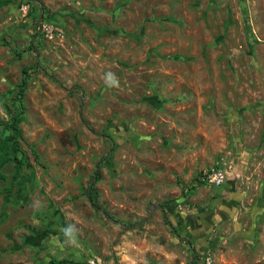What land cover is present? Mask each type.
I'll use <instances>...</instances> for the list:
<instances>
[{"label": "rangeland", "instance_id": "rangeland-1", "mask_svg": "<svg viewBox=\"0 0 264 264\" xmlns=\"http://www.w3.org/2000/svg\"><path fill=\"white\" fill-rule=\"evenodd\" d=\"M0 39V264H264V0H5Z\"/></svg>", "mask_w": 264, "mask_h": 264}, {"label": "trees", "instance_id": "trees-1", "mask_svg": "<svg viewBox=\"0 0 264 264\" xmlns=\"http://www.w3.org/2000/svg\"><path fill=\"white\" fill-rule=\"evenodd\" d=\"M4 1L5 0H0V5H2ZM32 12H33V10H32ZM34 36H36V35H34ZM6 44H8V42H6ZM31 49H33V46L32 45L29 47L28 50H31ZM22 55H23L22 52L19 53V56H22ZM30 70H32V67H25V68H23V70H22L23 76H22L21 83L19 85H17V88L19 89V92L17 93V96L16 97H17V100L19 102L20 112L17 113V114L13 113L12 116H11V118H10V120H9V122H5L0 117V152H1V146H2L1 142H3L4 139H6L5 138V134L7 132L10 131L12 133H15L16 137H18V138L21 135V129L19 127V124L21 122V119H22V117L24 115V111H25V106H24V102L23 101H24V98H25V95H26V91H27L28 86H29V81H30V76H31L30 75ZM10 92H13V91H10ZM8 111L10 112V110H8ZM17 147H18V150L22 153V158L20 159V162L18 164L16 174L13 177L12 186H11L10 189H8L6 191L8 193H11L12 192V189L14 187L15 182H17L20 179V177H21V175H22V173L24 171V168L27 165V157H26L27 155H26V153L21 150V147H20L19 144L17 145ZM0 160L3 161L4 158L2 157ZM110 163H111V159H110ZM100 180H101V174L99 173V171H97L96 172L95 182L98 183ZM96 184L92 185V187L88 191L90 200L93 201L95 203V205H96L95 198L97 197L96 190H95V185ZM172 206H170V207H172ZM122 225L125 226L124 223H122ZM33 232H34V237L35 236L40 237V236L49 235V234L52 233V231H50V230L40 231V230H36V229H33ZM54 234H55V236L60 237V240L63 237V235H61V234H58V233H54ZM38 237H36V238H38ZM199 259H200V257L197 258L198 261H199ZM205 260H206V257H203L202 258L203 264H205ZM49 264H78V263L75 262V261H68V260H63V261L52 260ZM193 264H197V263L194 262Z\"/></svg>", "mask_w": 264, "mask_h": 264}, {"label": "built area", "instance_id": "built-area-1", "mask_svg": "<svg viewBox=\"0 0 264 264\" xmlns=\"http://www.w3.org/2000/svg\"><path fill=\"white\" fill-rule=\"evenodd\" d=\"M49 31V29H48ZM222 159L221 163H217L216 166L205 171L201 177V182L210 187H221L227 181L235 180L239 178L240 174L235 169V166L230 163H226ZM207 264H210L209 262Z\"/></svg>", "mask_w": 264, "mask_h": 264}, {"label": "crops", "instance_id": "crops-1", "mask_svg": "<svg viewBox=\"0 0 264 264\" xmlns=\"http://www.w3.org/2000/svg\"><path fill=\"white\" fill-rule=\"evenodd\" d=\"M8 44H6V41H2L1 39H0V46H7ZM32 50V49H31ZM23 53V52H22ZM222 193H224V191H222L221 192V194ZM225 194V193H224ZM226 197H224L225 199H224V201H223V207L221 208V209H219L220 211L222 210V212H230V210L231 211H233V214H231V215H233V217H235V212L234 211H236V209H237V206H238V204L236 203V204H234L233 205V203L232 204H229L230 203V201L233 199V200H237L238 202L239 201H241L242 200V198H243V194H241L240 192H236V191H234V192H229V193H227L226 195H225ZM194 262H198V260H197V258H196V260H194ZM193 262V263H194ZM192 263V264H193ZM199 263V262H198ZM199 264H202V263H199Z\"/></svg>", "mask_w": 264, "mask_h": 264}, {"label": "clouds", "instance_id": "clouds-1", "mask_svg": "<svg viewBox=\"0 0 264 264\" xmlns=\"http://www.w3.org/2000/svg\"><path fill=\"white\" fill-rule=\"evenodd\" d=\"M107 80H108V82L110 83V84H115L116 83V81H115V79H114V77L111 75V74H109V76L107 77ZM233 164V163H232ZM234 165V164H233ZM235 167H236V165H234ZM236 170H237V168H235ZM237 172L240 174V171H239V169L237 170ZM241 176V175H240ZM236 180V179H235ZM235 180H230V181H227L223 186H221V187H212V188H223V190L222 191H224L225 190V188H226V186H228V185H235L234 184V181ZM221 191V192H222ZM220 192V193H221ZM225 192V191H224ZM231 192H234V191H231ZM236 192H238V191H236ZM227 193H229V192H227ZM227 193H225V194H227ZM207 260V259H206ZM205 260V261H206Z\"/></svg>", "mask_w": 264, "mask_h": 264}, {"label": "flooded vegetation", "instance_id": "flooded-vegetation-1", "mask_svg": "<svg viewBox=\"0 0 264 264\" xmlns=\"http://www.w3.org/2000/svg\"><path fill=\"white\" fill-rule=\"evenodd\" d=\"M231 214H232V212H231ZM219 215H221V214H217L216 216L219 217ZM220 217H221V216H220ZM209 222H211V221H209ZM208 224H209V223H208ZM209 225H210V224H209Z\"/></svg>", "mask_w": 264, "mask_h": 264}]
</instances>
